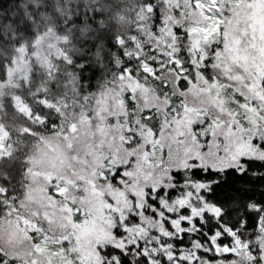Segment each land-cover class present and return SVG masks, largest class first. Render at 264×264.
<instances>
[{
    "label": "snow or ice",
    "instance_id": "snow-or-ice-1",
    "mask_svg": "<svg viewBox=\"0 0 264 264\" xmlns=\"http://www.w3.org/2000/svg\"><path fill=\"white\" fill-rule=\"evenodd\" d=\"M257 3L264 0H140L127 33L86 7L89 25L99 21L107 37L93 47L116 71L107 89L81 76L92 95L75 109L65 69L91 67L69 51L79 9L62 29L45 13L20 20L31 40L0 62V264H264ZM194 85L200 95L190 97ZM113 88L108 103L125 107L129 126L114 147L93 140L102 155L94 163L81 147L82 122L96 126ZM151 93L167 101L163 111L141 107ZM189 117L195 145L183 133L160 142L165 124Z\"/></svg>",
    "mask_w": 264,
    "mask_h": 264
},
{
    "label": "trees",
    "instance_id": "trees-1",
    "mask_svg": "<svg viewBox=\"0 0 264 264\" xmlns=\"http://www.w3.org/2000/svg\"><path fill=\"white\" fill-rule=\"evenodd\" d=\"M139 3L140 0H0V62L11 59L17 43L25 44L31 40V36L25 31L20 20L26 19L31 22L35 19L40 21L41 13H45L55 27L62 29L64 27L62 21L69 15L75 16L79 9L82 23H76L70 33V35L79 39L69 51L74 57L84 58V61L90 64L91 67L83 73H80L75 68H66L65 71L71 73L69 77L70 83L77 81L76 96L75 98L72 95L70 96L74 100L79 101L75 108H83L87 104V101L81 102L83 97L88 96L90 99L92 93L89 91L87 84L81 83L80 77H85L93 88L100 85L106 89L116 71L110 67V58L104 55L103 52L98 55L96 48L93 47V45L100 44L101 41L106 40L107 37L101 34L99 21L89 25L87 18L84 16V9L89 6L98 7L103 14L105 24H111L116 32L127 33L130 28L135 26L136 17L133 15V10ZM121 15L125 17L124 20L119 19ZM30 27L33 32L36 31L31 24ZM21 33H24V35L21 36ZM69 103H71L70 100ZM123 117V120L129 124L127 110L123 113ZM121 122L120 125H122ZM140 131L145 133L143 129H140ZM21 148L23 147L21 146ZM18 155H20V159L16 161L13 175L16 174L18 169L22 168L23 156L21 154ZM6 167V163H0V175H3V169ZM17 178L20 179L21 176H17Z\"/></svg>",
    "mask_w": 264,
    "mask_h": 264
},
{
    "label": "rangeland",
    "instance_id": "rangeland-1",
    "mask_svg": "<svg viewBox=\"0 0 264 264\" xmlns=\"http://www.w3.org/2000/svg\"><path fill=\"white\" fill-rule=\"evenodd\" d=\"M254 14L257 17L258 23L257 27L259 28V20L261 18H264V3H257L254 9ZM244 62V61H242ZM248 63H251V57L248 58ZM236 67L233 66V71H236ZM73 84V85H71ZM75 84V85H74ZM119 84V81L117 82ZM77 81H73L70 83V91L72 92V97L75 98L76 96V88ZM108 88V87H107ZM106 88V89H107ZM115 95V89L108 90L105 92V103L103 105V118L98 121L96 126L93 128L90 122L87 120L82 122V128H81V147L90 153L93 154L94 157V163H98L100 159H102V155L99 151H96L93 148V140L95 139L97 142V147L99 146H107V147H114L118 144H120L121 137L123 136L124 131L127 129L129 124L123 120L120 125V120H117L114 124L108 123V118L110 116H121L125 112V107L113 101L110 105L108 103L109 100H112L113 96ZM147 96V100L144 104L141 105V107H151L156 106L160 111H163L165 109L167 101L159 99L156 97L154 93L151 94H145ZM190 97H195L200 95V88L198 86H193L189 93ZM72 97H70L71 105L73 108H75L76 104L79 102L78 100H74ZM79 108V107H76ZM119 123V124H118ZM191 123L192 118H186L184 121H181L177 124H175L173 127L169 128L167 124H165V130L162 131L160 136V142H170L175 143L178 135L180 133H183L185 138L189 141H191V138L193 136V133L191 131ZM143 136V139L145 141H148L151 139V133L150 132H143L141 133ZM84 140H87V143H83ZM102 142V143H101ZM193 145H195L194 141H191ZM102 144V145H101ZM23 147V146H22ZM95 153V154H94ZM65 163H73L70 156L65 153ZM22 178V177H21ZM20 178V179H21ZM19 179V178H17ZM92 208H97L98 205L93 203L90 205Z\"/></svg>",
    "mask_w": 264,
    "mask_h": 264
}]
</instances>
